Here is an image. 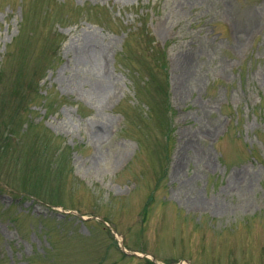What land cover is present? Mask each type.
I'll return each instance as SVG.
<instances>
[{
	"label": "rangeland",
	"instance_id": "374dc122",
	"mask_svg": "<svg viewBox=\"0 0 264 264\" xmlns=\"http://www.w3.org/2000/svg\"><path fill=\"white\" fill-rule=\"evenodd\" d=\"M0 264H264V0H0Z\"/></svg>",
	"mask_w": 264,
	"mask_h": 264
},
{
	"label": "bare ground",
	"instance_id": "6f19581e",
	"mask_svg": "<svg viewBox=\"0 0 264 264\" xmlns=\"http://www.w3.org/2000/svg\"><path fill=\"white\" fill-rule=\"evenodd\" d=\"M92 49L97 52V50L94 47H92ZM92 57H93V55L91 53H89V51L84 49L79 55V60H82V62H84V60L90 61ZM103 77H105V76H103ZM102 78H100V79H102ZM92 86H94L97 90L102 91V92L106 91V89L108 88L107 83H102V82H92ZM100 131H99V133H97V135L103 136L104 135V129H102Z\"/></svg>",
	"mask_w": 264,
	"mask_h": 264
}]
</instances>
